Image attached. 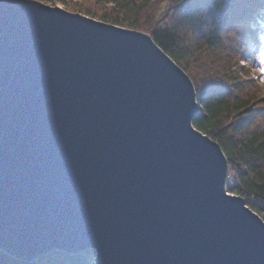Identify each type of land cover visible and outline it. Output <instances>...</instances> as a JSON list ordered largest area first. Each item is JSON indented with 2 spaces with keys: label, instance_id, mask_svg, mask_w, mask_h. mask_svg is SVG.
I'll list each match as a JSON object with an SVG mask.
<instances>
[{
  "label": "water",
  "instance_id": "95a60500",
  "mask_svg": "<svg viewBox=\"0 0 264 264\" xmlns=\"http://www.w3.org/2000/svg\"><path fill=\"white\" fill-rule=\"evenodd\" d=\"M190 75L146 32L0 0V250L27 261L264 264Z\"/></svg>",
  "mask_w": 264,
  "mask_h": 264
},
{
  "label": "trees",
  "instance_id": "16d2710c",
  "mask_svg": "<svg viewBox=\"0 0 264 264\" xmlns=\"http://www.w3.org/2000/svg\"><path fill=\"white\" fill-rule=\"evenodd\" d=\"M74 9L149 33L183 67L201 104L193 123L227 156V190L264 219V98L240 76L253 26L264 25V0H94ZM95 254L56 249L27 261L0 250V264H92Z\"/></svg>",
  "mask_w": 264,
  "mask_h": 264
},
{
  "label": "rangeland",
  "instance_id": "374dc122",
  "mask_svg": "<svg viewBox=\"0 0 264 264\" xmlns=\"http://www.w3.org/2000/svg\"><path fill=\"white\" fill-rule=\"evenodd\" d=\"M62 2L66 4V9H70L72 12L83 13L80 10H75L74 6L85 8L86 6H90V4H93L94 0H62ZM104 3L106 7H110L113 5L111 2ZM253 29V35H251L250 37L253 44V49L247 58L241 59L242 61L240 68V76L251 77V80L254 81L252 83H254L255 85L257 95H260L261 98H264V74L261 73V67L264 65H262L260 60L261 53H264V41L262 40L264 38V25L256 24L253 26ZM227 36L228 35H226L225 39H227ZM235 39L236 38H234V40ZM231 182L232 181H230L229 183ZM96 256L97 255L95 254L93 261H95Z\"/></svg>",
  "mask_w": 264,
  "mask_h": 264
},
{
  "label": "snow or ice",
  "instance_id": "6c2138e0",
  "mask_svg": "<svg viewBox=\"0 0 264 264\" xmlns=\"http://www.w3.org/2000/svg\"><path fill=\"white\" fill-rule=\"evenodd\" d=\"M39 3L54 13L71 11L70 9H66V4L62 0H39ZM260 60L262 65H264V53H261ZM261 73L264 74V66L261 67Z\"/></svg>",
  "mask_w": 264,
  "mask_h": 264
},
{
  "label": "bare ground",
  "instance_id": "6f19581e",
  "mask_svg": "<svg viewBox=\"0 0 264 264\" xmlns=\"http://www.w3.org/2000/svg\"><path fill=\"white\" fill-rule=\"evenodd\" d=\"M228 180V179H227ZM226 187H227V184H226ZM229 193H231L230 191H228ZM234 194V193H233ZM95 251V250H94Z\"/></svg>",
  "mask_w": 264,
  "mask_h": 264
}]
</instances>
